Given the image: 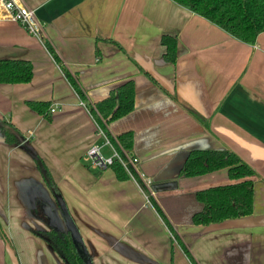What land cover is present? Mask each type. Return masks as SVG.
I'll list each match as a JSON object with an SVG mask.
<instances>
[{
	"label": "crops",
	"instance_id": "0c3cea01",
	"mask_svg": "<svg viewBox=\"0 0 264 264\" xmlns=\"http://www.w3.org/2000/svg\"><path fill=\"white\" fill-rule=\"evenodd\" d=\"M23 2L35 11L41 40L0 17V59L33 65L29 83L0 84V121L10 122L25 137L22 146L0 139V224L20 263L62 264L26 230L45 227L28 216L27 188L33 187L30 196L40 188L57 207L32 151L51 173L65 209L61 223L74 227L89 264H145L142 258L154 264H191L172 241L173 233L196 264H264V32L255 43H243L172 0ZM163 35L178 41L174 64L162 60ZM60 66L77 81L89 106L124 82H134V110L107 129L113 137L132 132L137 170L152 185L170 183L149 193L148 202L147 189L141 190L133 177L118 181L109 168H87V150L103 139ZM26 101L49 102L55 112L47 120ZM193 149H228L256 172L250 216L208 226L190 223L191 215L203 208L197 191L236 182L226 170L178 176ZM111 153L102 147L105 157ZM0 264H13L1 238Z\"/></svg>",
	"mask_w": 264,
	"mask_h": 264
},
{
	"label": "trees",
	"instance_id": "16d2710c",
	"mask_svg": "<svg viewBox=\"0 0 264 264\" xmlns=\"http://www.w3.org/2000/svg\"><path fill=\"white\" fill-rule=\"evenodd\" d=\"M172 1L206 19L234 39L243 43H255L259 34L264 32V0ZM105 41L116 44L110 39H105ZM44 43L54 61L57 64L60 63L51 46L47 42ZM160 44L164 47L163 62L176 63L178 58L177 39L170 35H163L160 39ZM60 67L73 90L81 101H84L85 96L77 81L64 66ZM140 70L151 82L157 83L146 71ZM32 76L33 65L29 60L0 59V84H26L31 81ZM26 105L37 114L50 120L49 112L51 105L49 102L26 101ZM134 107L135 84L132 80L119 85L111 90L106 98L94 103L93 106H89V111L97 125L104 131L123 161L126 160L125 154L134 156L132 152L133 133L124 132L113 137L107 127L114 121L130 114L134 110ZM0 136L5 143L10 145H22L25 141V137L7 121H0ZM30 153L37 170L41 173L50 192L55 198H59V191L44 161L32 151ZM108 168L112 170L116 180L126 181L129 179L128 172L117 159L113 160ZM129 170L135 179L140 182L134 170L131 168ZM219 170H226L228 178L236 182L228 185L209 187L195 193L197 201L203 205L200 211L194 212L191 215L190 223L195 226L219 224L226 220L250 216L253 212L254 184L251 177L257 174L248 164L228 149L190 150L182 163L178 176L194 178ZM153 187L155 186L153 185ZM146 192L147 196L150 197L149 192L147 190ZM153 206L161 218L167 222L159 207L155 203H153ZM28 231L44 240L65 264H84L82 257L76 253V248L69 232L56 229L34 231L30 228H28ZM0 238L5 247H8L16 256L13 242L1 224ZM172 241L177 242L182 247L191 264H196L181 240L174 233L172 234Z\"/></svg>",
	"mask_w": 264,
	"mask_h": 264
},
{
	"label": "built area",
	"instance_id": "2783aa9c",
	"mask_svg": "<svg viewBox=\"0 0 264 264\" xmlns=\"http://www.w3.org/2000/svg\"><path fill=\"white\" fill-rule=\"evenodd\" d=\"M0 17L4 20L16 23L20 25L22 28L25 29V31L41 40V25L39 21L36 18L35 11L33 9H30L27 7L23 0H0ZM79 106L89 110V106L84 101H79ZM55 108H50V113H54ZM96 135L98 137H101L103 139L102 145H92L86 152L84 156V161L87 165V167L92 171H101L105 168H108L113 160L117 159L122 166L126 169L130 177H134V175L130 172L129 168L134 170V173L138 176L140 183L142 186H140L141 190L144 188L149 191L152 195L154 194L152 190V182L150 179L144 177L143 174H141L136 166L138 163V159L135 156H128L125 153V161H123L118 152L114 149L112 146L110 140L105 135L104 131L97 125ZM109 147L111 149V155L108 157H105L102 154V147ZM136 180V179H135ZM137 182V180H136ZM144 187V188H143ZM148 196L145 197V200L148 202Z\"/></svg>",
	"mask_w": 264,
	"mask_h": 264
},
{
	"label": "flooded vegetation",
	"instance_id": "af4514ba",
	"mask_svg": "<svg viewBox=\"0 0 264 264\" xmlns=\"http://www.w3.org/2000/svg\"><path fill=\"white\" fill-rule=\"evenodd\" d=\"M0 139L3 141V139L1 138V136H0ZM5 144H7V143H5ZM7 145H9V146H22L23 144L22 145H10V144H7ZM30 155H31V153H30ZM31 157H32V155H31ZM33 163H34L35 168H36V164H35L34 161H33ZM36 170H37V168H36ZM38 173L41 176V173L39 171H38ZM41 178H42V176H41ZM43 182H44V180H43ZM44 184H45V182H44ZM45 187L49 191L50 195H52V193L50 192V190H49V188H48V186L46 184H45ZM30 188H33V187H30ZM30 188H27L26 189V192H25V196H26V200H27V205H28V210H27L28 211V216H29V218L32 221H38V222H40L42 224H47L48 225V226H45L44 228H42V227H40V228L39 227H36V229H33V228H30V229H32L34 231H49V230L56 229V230H61V231H67V232H69L62 225L61 220L58 219V218H56L57 214L58 215L60 214L61 209H59V207H56L54 205V202H52L49 199L48 195L44 191H42L40 188H38V189L35 188V190H37V192H38L37 195L30 196L27 193L28 189H30ZM50 227H51V229H50ZM34 236H36V235H34ZM36 237L39 238V239H41L38 236H36ZM75 248H76V253L79 256L82 257L83 263L86 264L85 259H84L85 258L84 255L81 252L79 253V246H76L75 245ZM52 251H53V249H52ZM56 256L58 257V259L61 261L62 264H65L63 262V260H61V258L57 254H56Z\"/></svg>",
	"mask_w": 264,
	"mask_h": 264
},
{
	"label": "water",
	"instance_id": "95a60500",
	"mask_svg": "<svg viewBox=\"0 0 264 264\" xmlns=\"http://www.w3.org/2000/svg\"><path fill=\"white\" fill-rule=\"evenodd\" d=\"M188 154V153H187ZM187 154H186V156H187ZM186 156H185V158H186ZM181 166H182V164L180 165V167H179V169H178V172H179V170H180V168H181ZM177 175H178V173H177ZM170 183H168V182H166V183H161V185H154L156 188H160L161 186H165V185H169ZM155 187H153V185H152V190L153 191H156V190H158V189H156ZM52 196V198L56 201V204H57V207H59V209H61V212H60V214L58 215L57 214V216H56V218H58V219H60L61 220V218H62V220L63 219H65L66 217H65V213H64V211H65V209H63V207H62V200H61V196L59 197V198H55L53 195H51ZM45 226H48L47 224H44ZM29 228V227H28ZM68 231H69V234H70V237H71V239H72V241H73V244H75L76 246H78V242H77V237H74V227L73 228H71V226H69V229L68 228H66ZM71 229V230H70ZM72 231V232H71ZM42 240V239H41ZM42 241H44V240H42ZM45 242V241H44ZM46 243V242H45ZM47 244V243H46ZM6 250L8 251V253H9V255H10V257H11V259H12V262H13V264H19V261H18V259H17V256H15L13 253H12V251L11 250H9V248L7 247L6 248ZM79 253H80V251H79ZM84 257H85V255H84ZM85 259V262H86V264H89L88 263V260H87V258L85 257L84 258ZM145 264H147V263H149V264H154L153 262H151V261H149V260H147V259H145V258H142L141 259Z\"/></svg>",
	"mask_w": 264,
	"mask_h": 264
},
{
	"label": "rangeland",
	"instance_id": "374dc122",
	"mask_svg": "<svg viewBox=\"0 0 264 264\" xmlns=\"http://www.w3.org/2000/svg\"><path fill=\"white\" fill-rule=\"evenodd\" d=\"M26 230L28 231V227H26ZM12 242H13V241H12ZM13 245H14V244H13ZM14 249H15V252H16L17 259H18V255H17V251H16L15 246H14ZM18 261H19V259H18ZM19 264H21L20 261H19Z\"/></svg>",
	"mask_w": 264,
	"mask_h": 264
}]
</instances>
